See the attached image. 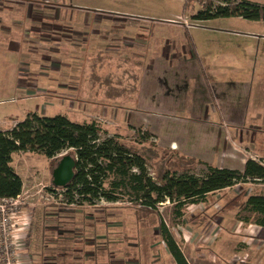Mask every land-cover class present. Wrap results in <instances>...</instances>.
<instances>
[{"label": "rangeland", "instance_id": "rangeland-1", "mask_svg": "<svg viewBox=\"0 0 264 264\" xmlns=\"http://www.w3.org/2000/svg\"><path fill=\"white\" fill-rule=\"evenodd\" d=\"M212 1L222 0H40L37 6L27 3V0H14L10 4L13 12L7 14L18 17L31 11L33 16L34 13L45 15L46 21L37 25L32 23L41 33L33 32L34 27L32 28V55L25 58L17 55L12 57L20 71L15 80L12 76L13 86H7L9 91L6 86H0V130H11L33 113L39 116L62 115L76 123L95 121L109 136L118 135L122 138V143L132 147L137 144V149L152 152L155 156L153 165L156 160H174V156L170 154L171 149H175L180 156H186V151H183L186 135L180 131L186 126L185 111L173 114L167 110H159L155 113L148 111L147 107L154 106L159 96H163L160 93L165 87L164 75L175 73L168 62L177 51L186 53L187 45L196 53L200 52L202 58L205 57L202 61L205 67L207 65V72L214 75L213 79L217 82L215 85L226 86V90L224 87H212L215 95L219 97L222 88L229 90V94L224 92L223 95H230L234 101L228 103L230 108L238 100L243 101L242 122L238 129L240 137L236 140V136L232 137V134L225 135L224 141L229 148L224 151L220 163L230 164L232 161L235 162L234 168L242 170V163L251 159L264 166V156L260 151L264 137L252 133H258L264 123V23L240 18L201 22L190 19ZM238 1L264 6V0ZM86 14L90 15L87 24L82 21ZM122 14L127 17L120 18ZM93 15L96 17L94 22ZM68 16L71 21L79 16L77 25L76 22L67 20ZM184 21L192 27L187 30ZM19 22L22 24L27 20ZM163 22L172 25L162 24ZM92 25L99 34L95 35V40L86 41L87 49L83 55L87 57V51L94 47L93 60H80L84 63L72 61L70 44H80L84 40L81 36L77 37L76 29L82 30V35H87V31L90 34ZM109 32L110 37L106 35ZM99 36L107 37L103 39L98 38ZM107 40H110L108 44L111 48L105 53L108 58H104L97 51L98 47L102 50L98 45ZM37 41L46 42V49L35 45L34 42ZM7 55L4 58L10 63L6 60L3 63L9 69L12 68L9 64L14 63L10 55ZM157 62L165 66L164 72L141 70V67L156 65ZM39 65L42 68L43 65L46 66V77H40V80ZM141 73H146L148 80L144 83L146 90L143 92L146 95H143L139 103L134 102L130 93L136 87L140 90ZM23 83L31 84L28 88L32 92L46 85L59 90L62 88L59 84L66 83L65 97L48 94L45 99L36 91L35 95L27 98L24 96ZM155 83L160 88L151 94L152 85L157 88ZM76 86L78 93L68 97L70 87ZM124 91L129 92L126 101L109 99ZM180 92L186 93V86L180 88ZM179 98L182 101L184 96ZM181 101L178 102L180 106L186 105ZM139 105L146 109L138 111ZM121 111H128L131 116L132 113L142 114L141 126L134 127L130 122L124 126ZM156 119L160 129L157 128ZM177 127L181 129L177 131ZM137 131H140L139 137L136 136ZM142 135L147 136V141L139 144ZM101 138L106 137L101 135ZM248 139L255 143H248ZM218 140L217 135L216 143ZM67 154L68 152L61 153L57 159ZM195 160L201 164L195 166L193 174L201 177L206 172L205 162L197 158ZM13 166L23 181L24 193L14 211L12 222L15 227L12 229L11 243L18 250L26 247V243L30 241L31 251L42 257L41 260L35 259L33 264H46L56 254L67 257L64 264H74L73 261L78 257V241L84 244V238L91 239V246L84 245L82 253L86 249L92 251L93 264H173L159 236L160 220L174 237L185 259H189V264H215L216 258L210 247L222 240L224 243L232 239L237 242L234 227L238 222L242 224L240 229L246 228V233L249 234L243 236L247 238L242 239L243 242L241 237L240 242L252 243L249 236L254 232L248 225L245 226V220L254 223L253 215L242 208V202L249 195H264V183L237 184L218 193L219 195L207 196L199 204L185 205L181 211L182 217L179 218L176 217L173 203L157 205L156 211L140 208L133 201L130 202L133 197L128 191L118 192V201L114 203L100 200L94 205H79L76 202L69 204L68 197L58 191L52 192L50 161L45 157L18 153L13 158ZM148 167L151 175L156 178V170L152 169L150 163ZM109 183V180L105 183L106 187ZM230 204L233 207L227 206ZM64 216L68 217L66 225L59 222L64 220ZM223 256L229 257L230 253H223ZM69 257H73V260H69Z\"/></svg>", "mask_w": 264, "mask_h": 264}, {"label": "trees", "instance_id": "trees-1", "mask_svg": "<svg viewBox=\"0 0 264 264\" xmlns=\"http://www.w3.org/2000/svg\"><path fill=\"white\" fill-rule=\"evenodd\" d=\"M222 1L225 6L209 3L190 19L201 22L240 18L264 23V6L247 1ZM139 133L136 132L137 137ZM101 135L106 138H101ZM146 137L142 135L139 144L146 142ZM121 141L120 136H109L106 131H102L95 121L76 123L62 115L29 114L11 130L0 131V199H16L22 194L23 183L14 170L12 159L18 153L45 157L50 161V174L61 153L72 155L76 160L73 180L65 188L51 189L68 197L69 204L94 205L100 200L114 203L118 201V192L128 191L133 197L130 202L133 201L140 208L156 211L157 205L173 203L176 217L179 218L185 205L199 204L207 195L237 184L264 183V166L251 159L246 160L242 170L205 163L206 172L197 177L193 174L194 169L201 162L193 158L172 151L170 154L174 160L168 162L158 159L162 161L156 160L153 165L155 156L152 152L137 149L136 143L132 147ZM149 163L156 170V178L151 175ZM133 169L136 171L133 172ZM108 180L111 183L106 187ZM242 208L253 215L256 225L264 226V195L247 197L242 202ZM159 222V236L168 254L176 264H187L174 237L162 220Z\"/></svg>", "mask_w": 264, "mask_h": 264}, {"label": "crops", "instance_id": "crops-1", "mask_svg": "<svg viewBox=\"0 0 264 264\" xmlns=\"http://www.w3.org/2000/svg\"><path fill=\"white\" fill-rule=\"evenodd\" d=\"M13 1L14 0H0V86H2V87L6 86V90H8V91H9V89L7 86L12 85V81H11V80H13L12 76L15 80L16 75H19L18 73L20 71L19 70L20 67L15 66V62H14L15 58H12V57L17 55V56H22L23 58H25L28 55H32V51H31L32 50L31 49V44H32V41H31V33L32 32L31 31H33L32 28L34 27L33 32H37V33L41 34L38 27H36L34 25L32 26V23H35L37 25L41 22L43 24L46 21L45 15H42V14L39 15V14L34 13V16H33L30 13L31 11H29V14L26 12V14H23L22 16H18V17L11 16V15L7 14L9 12H13V9L10 8V4L13 3ZM39 1L40 0H27V3L34 5V6H37L38 4H40ZM122 15L123 16H121L120 18H126L127 17V15H125V14H122ZM69 16H68L67 20H69L70 22H73V23L76 22V25H77V23L79 22V16H76L73 19L74 21H71L72 19ZM89 16H90L89 14H86L83 17L82 21L86 22L85 24H87ZM94 17L95 16L93 15L92 22H94ZM128 17H132L134 19L144 20V19L134 17V16H128ZM25 20H27V22H24L22 24L19 22V21H25ZM106 21L110 22V20H106ZM162 24H167V25L171 24L172 25V23L168 24V22L167 23L163 22ZM86 28H89V25H86ZM93 28H94V25L91 26L90 34L87 31V35H82L81 34L82 30L76 29L75 32L78 33L77 37L81 36L82 39H84V40H82V43H80L81 45L79 44V42L76 44L75 43L70 44L69 47L72 49V51H71L72 61H74V62L79 61L80 62V60H82V61H88V59L93 60L92 56L95 54V49H93L94 47H92L91 50L87 51V53H88L87 57H86V55L85 56L83 55V53H85V51L87 49L86 41H88V40L90 41L91 39L95 40V35L99 34V32L95 31ZM106 28H107V26H106ZM111 31L112 30H110V32ZM110 32L106 34L109 37L111 36ZM106 37L107 36H105V37L99 36L98 38L104 39ZM121 41L122 40L120 39L119 42H121ZM108 42H110V40H107V42H104V43H101L98 45V46L102 47V50H100V47H98L97 52H99V53L101 52L102 55L104 56V58H108V56L106 57L105 53L107 51H110L109 49L111 48L110 47L111 45H109ZM34 43H35V45H38V47L42 46L44 49H46V42L41 43L40 41H37ZM60 46H61V44H60ZM81 50H83V52H80ZM42 52H44V51H42ZM39 53H41V52H39ZM199 53H196L195 50L193 48H191V46L188 47L186 45V53L185 52L180 53L177 51L176 54L173 55V57H171V61L170 62L167 61L170 65V67H172L173 71H175V73L173 75H172V73H168V75L167 74L164 75L165 87H163L164 89L162 88V91L160 93V95L163 93V96L162 97L159 96L158 102L154 106L149 105L147 107V109H148V111H153L155 113L159 110H167V111H169L168 113H173V114H175L177 112L180 113L181 110H182V112L185 111V113H186L185 114L186 115V126L184 127V129L183 128L181 129L179 127L176 128L177 131H179V129H181L180 131H183L184 135H186V142H185L184 147H183V148H185V149H183V151L184 152L186 151L185 157L190 158V159H192V158L196 159L197 158V159H200L201 161L203 160L207 164H210L212 166L219 167V168H228V169L238 170V169L234 168L235 162L231 161L230 164H227V163L221 164L220 162L222 160H220V159L223 158V153H225L224 151H226L229 148L228 143L224 141V139L226 138L225 135L228 133L232 134V137H233V135L236 136V140L240 137L238 129L241 127L240 123L242 122L241 118L243 115V113H242L243 101H242V99L238 100L235 106H231V108L228 107V103H231L234 101H232V99L230 98V95L227 97H224L223 93L225 92L226 94L227 93L229 94V90L225 91L226 86H223V84L215 85L217 82H215V79H213L214 75L212 73L209 74L207 72V65L205 67L204 62L202 61V60H204L205 57L202 58ZM5 55H7V56L10 55V58H12L11 61L14 63V65L12 63L9 64V66H11L12 68L9 67V69H8L7 66L4 67L6 64H4L3 61L6 60L7 62H9L8 59L4 58ZM81 55H83V56H81ZM80 63H84V62H80ZM39 66L41 68L39 69L40 73L38 75V80H40V77H43V78L46 77V73H45L46 72V66L43 65V68L41 65H39ZM14 67H16L15 70H13ZM37 67H38V65H37ZM25 69H28V68H25ZM142 69H143V71L148 69V70H160L161 72H164L166 70L165 66L158 64V62L156 63V65H150V66L147 65L146 67H141V70ZM169 69H171V68H169ZM41 70H42V73H41ZM28 73H30V72H28ZM140 77H141L140 90L139 89L137 90V87H136L132 90L133 94L130 93L133 96L134 102H139V103L141 102L143 95H146L143 92L144 90H146L144 88V86H145L144 83H145V81L148 80V79H146L147 78L146 73H141ZM30 85L31 84H29V83H23L22 84L23 90H25V94H26L24 96H26L27 98H29V96L35 95L34 92H36V91H37L38 95L44 96L45 99L48 97V94L49 95H58V97L63 98V97H65V93H66V92H64L66 89L65 87H67L66 83L63 85L59 84V86L62 88H60L59 90H55V89H53V87H50V85H48V86L46 85L48 88H46V86H44L43 88H41V89L38 88V90H33V92H32V90H30L28 88V87H30ZM155 85H156L155 87H157V88H154V86L152 85L153 91L150 92L151 94L155 93V91H157L160 88V85L158 83H155ZM183 86H186V93L181 94L180 88H182ZM215 86L225 88V90H223V88H222L221 93L219 92V94H218L219 97H217L215 95L214 90H212V87H215ZM69 91L71 93L69 94L68 97H72L78 93V88H77V86L75 88L70 87ZM32 93H34V94H32ZM128 93L129 92L124 91V93L121 92L118 95L117 94L112 95L113 98L109 97V99L113 100V101L114 100L126 101L127 99H125V98H127ZM233 93H235V92L233 91ZM72 94H74V95H72ZM95 95H97L96 92H95ZM179 96L180 97L184 96L182 101L180 100ZM146 98H148V97H146ZM179 101H181V103L185 102L186 105L180 106L178 104ZM139 107H140V109H138ZM138 108H137L138 111H140L141 108H145V107L139 105ZM153 112H150V113L153 114ZM107 113H105V115ZM132 115L133 116H131L130 113L128 114V111L127 112L121 111L120 116L123 117V125L127 126L128 123L130 122V123H132L130 125H133L134 127L135 126H141V124H142L141 122H142V118H143L142 114L138 115L137 113H135V114L132 113ZM164 115H166V114H164ZM187 117H189L188 120H187ZM156 118H157V116H156ZM263 118H264V116H263ZM155 122L157 124V128L160 129L159 121H157V119H156ZM167 126H169L168 123H167ZM0 131H2V130H0ZM2 132H5V131H2ZM252 133H254V135H263V137H264V123L260 127V131L258 133L257 132H252ZM217 135L219 137V140L216 143ZM253 141H252V139H248V143L252 142V144H254L255 142H253ZM240 142L241 143L243 142V137H242V140ZM262 144H263L262 145L263 148L260 151H262V154L264 156V143L262 142ZM171 150L173 152H176V151H174L175 149H171ZM15 155L16 154H14L12 156V159L14 158ZM245 162L246 161H244L242 163L241 167H243ZM14 170L17 173L15 167H14ZM17 175L19 176L18 173H17ZM22 183H23V181H22ZM229 189L230 188L225 189V190H229ZM225 190L215 192V193L207 195V196H212L214 194L224 192ZM22 193H24V186L22 189ZM207 196L205 197V200H206ZM249 196H257V195H249ZM231 205H233V204H230L227 206L232 207ZM76 215H77V213H76ZM64 217H63L64 220H60L59 222H63V224L66 225L65 222H67V221H65V220L68 217L67 218H66V216H64ZM68 221H70V220H68ZM237 224L238 225L234 227V229H236V234H234L235 235L234 238L238 239L237 242L234 239H232V241L224 243V241L222 240V241L216 242V244H214L213 247H210V250L212 252H214L213 257L216 258V260L214 261L215 264H264V226L256 225L255 223L247 221V223H245V226L248 225V227L253 230L254 234L249 236L250 240H252V243L251 244H245V243H241V242H243L242 239H247V238H244L243 236L246 237L249 234L246 233V228L240 229V226L242 224H240L239 222ZM230 228L232 230V228H233L232 224L230 225ZM251 229H249V230H251ZM68 232H69V230H68ZM28 237L31 238V236H29V235H28ZM240 238H241V242H240ZM90 240L91 239H89V238H84V244H82V242L80 240L78 241V247H77V250H78L77 256L78 257L75 258V260L73 261L74 264H93L94 255L92 254V251H89V249H86V252L84 254L82 253V250H83L82 248L84 247V245L91 246ZM85 241H86V243H85ZM227 244H230V246L228 247ZM226 249H227V252L225 251ZM223 253H225V254L230 253V256L224 257ZM244 254L246 256H244ZM221 257H223L225 260H222ZM41 258H42L41 255L31 251V245H30V241H29L28 243H26V247L24 246V247H22V249H18V260H17L18 263L17 264H33L35 259L41 260ZM52 258H54V259L53 260L51 259L52 261L50 260V262H48L46 264H64L65 261L67 260V257L63 256L62 254H56L55 257H52ZM171 259L173 261V264H176L172 257H171ZM69 260H73V257L70 258ZM185 260H186L187 264H189L188 263L189 259L187 257ZM71 264H72V262H71Z\"/></svg>", "mask_w": 264, "mask_h": 264}, {"label": "built area", "instance_id": "built-area-1", "mask_svg": "<svg viewBox=\"0 0 264 264\" xmlns=\"http://www.w3.org/2000/svg\"><path fill=\"white\" fill-rule=\"evenodd\" d=\"M213 5L225 6L223 1L213 2ZM206 7V6H205ZM203 7V9H205ZM185 28L188 30L192 26L184 21ZM136 170L133 169V172ZM0 199V264H17L18 263V250L13 246L12 242V229L15 227L13 220L14 211L18 206L20 199Z\"/></svg>", "mask_w": 264, "mask_h": 264}, {"label": "water", "instance_id": "water-1", "mask_svg": "<svg viewBox=\"0 0 264 264\" xmlns=\"http://www.w3.org/2000/svg\"><path fill=\"white\" fill-rule=\"evenodd\" d=\"M76 160L72 155L61 157L52 170L51 185L54 188H65L75 175Z\"/></svg>", "mask_w": 264, "mask_h": 264}]
</instances>
